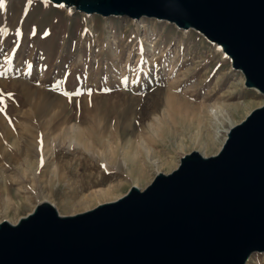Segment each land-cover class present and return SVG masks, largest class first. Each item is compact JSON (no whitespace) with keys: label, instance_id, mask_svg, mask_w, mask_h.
Returning <instances> with one entry per match:
<instances>
[{"label":"rangeland","instance_id":"1","mask_svg":"<svg viewBox=\"0 0 264 264\" xmlns=\"http://www.w3.org/2000/svg\"><path fill=\"white\" fill-rule=\"evenodd\" d=\"M0 4V223L43 201L69 216L144 189L182 154H217L230 128L264 105L194 30L36 0ZM97 128L100 144L87 139Z\"/></svg>","mask_w":264,"mask_h":264},{"label":"water","instance_id":"2","mask_svg":"<svg viewBox=\"0 0 264 264\" xmlns=\"http://www.w3.org/2000/svg\"><path fill=\"white\" fill-rule=\"evenodd\" d=\"M47 3L194 30L264 96V0ZM254 254H264V105L230 128L217 154H182L144 189L69 216L43 201L17 223H0V264H248Z\"/></svg>","mask_w":264,"mask_h":264},{"label":"bare ground","instance_id":"3","mask_svg":"<svg viewBox=\"0 0 264 264\" xmlns=\"http://www.w3.org/2000/svg\"><path fill=\"white\" fill-rule=\"evenodd\" d=\"M195 112V111H194ZM223 112V111H222ZM202 114V113H201ZM224 116V115H223ZM230 115L228 114V117H229ZM232 116V115H231ZM233 120V119H232ZM81 131V130H80ZM107 131V130H106ZM101 133L100 135H101V138H97V133ZM80 133V132H79ZM78 133V134H79ZM79 136H80V134H79ZM105 138V130L104 129H99V128H97V129H95V130H93V131H90V133H89V137H87V139H89V142H90V140L91 141H93V142H95L96 144L98 143V144H100V141L102 140V139H104ZM109 138V137H108ZM86 139V140H87ZM88 141V140H87ZM103 141V140H102ZM106 141H107V139H106ZM115 143H116V138H115ZM104 145V144H103ZM111 145H112V143H111ZM117 145V144H116ZM116 147V146H115ZM117 148H118V146H117ZM117 150L115 149V152H116ZM130 155V154H129ZM175 166V165H174ZM172 165H168L167 166V170H170V169H172ZM136 182L138 183V184H141V186L143 185H146V184H148V179L145 177V175H144V177H141V178H137V180H136Z\"/></svg>","mask_w":264,"mask_h":264},{"label":"snow or ice","instance_id":"4","mask_svg":"<svg viewBox=\"0 0 264 264\" xmlns=\"http://www.w3.org/2000/svg\"><path fill=\"white\" fill-rule=\"evenodd\" d=\"M28 2L29 3H31L32 2V0H28ZM45 2L47 3L48 2V0H45ZM0 7H3V4H0ZM62 7V6H61ZM0 52H3V49L2 48H0ZM0 75H2V74H0ZM105 91H111L110 89L109 90H105ZM81 93H79V92H73V93H65V95H67L68 97H69V101L71 102V97L73 96V95H80ZM87 94L88 95H91V91L90 90H88L87 91ZM9 95V97H11L12 96V94H8ZM0 103H3V101H2V99H0ZM0 111H4V109L3 108H0ZM6 114V113H5ZM9 122H11V121H9ZM41 143H42V141H41Z\"/></svg>","mask_w":264,"mask_h":264}]
</instances>
